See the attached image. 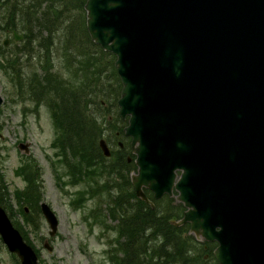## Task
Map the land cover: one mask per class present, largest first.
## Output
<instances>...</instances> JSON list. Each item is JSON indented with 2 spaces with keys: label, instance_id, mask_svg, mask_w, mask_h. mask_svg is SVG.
<instances>
[{
  "label": "water",
  "instance_id": "1",
  "mask_svg": "<svg viewBox=\"0 0 264 264\" xmlns=\"http://www.w3.org/2000/svg\"><path fill=\"white\" fill-rule=\"evenodd\" d=\"M82 8L91 41L114 55L135 194L148 201L142 186L155 198L174 189L185 209L173 223L214 241L217 264H264V0H84ZM97 143L108 156L105 140ZM38 207L52 235L56 215L43 200ZM0 241L19 264H39L1 205Z\"/></svg>",
  "mask_w": 264,
  "mask_h": 264
},
{
  "label": "rangeland",
  "instance_id": "2",
  "mask_svg": "<svg viewBox=\"0 0 264 264\" xmlns=\"http://www.w3.org/2000/svg\"><path fill=\"white\" fill-rule=\"evenodd\" d=\"M52 1L57 2L59 7L64 5L68 10L67 14L74 12L73 0ZM45 4L48 5L49 0H40L38 8L43 9ZM0 9L2 11V5ZM76 12L80 15L79 10ZM82 14L83 10L81 16ZM20 25V22L17 23V26ZM41 26L43 24L39 25ZM35 27L36 25L31 28L30 33H35L37 38L28 41L24 37L20 40L12 39L9 31L0 26V186L7 188L8 200L11 203L9 216L24 232L25 238L34 248L39 264H111V257L121 255L120 251L113 249L116 239H123L125 242L130 232H134V227H139L141 222L138 215L129 210L130 206L136 208L138 205L134 203L135 197L128 191L129 188L127 190L123 185L127 172L134 169L131 161L133 154L128 145L129 138L121 129L126 123V116L120 117L112 97L103 96L100 100L102 109L98 111L93 107L95 113L92 120L85 121L86 127L91 131H85L78 136L92 139L97 147L92 146V152L89 154L87 151V157L83 154L84 161L79 158V149L78 153L70 149L65 150L58 139L57 147L52 146L50 143L56 134L49 108L45 102L38 104L27 95L30 81L28 78L32 75L40 78L47 68L49 76L53 77L49 80L66 77L72 81L80 71L76 69L78 63L72 61L68 53L78 51L83 45L87 47L89 44L84 39H78L79 26H75L73 21L65 28L64 33L59 27L49 32L44 28ZM64 35L71 37L72 41H65ZM5 37L9 40L3 45L1 41ZM42 80L47 82L48 76ZM53 92L52 87L49 93L52 95ZM37 95L39 96L38 93ZM117 114L119 119L115 121ZM114 130L118 131L116 136ZM60 133L59 129L58 137ZM99 136L105 139L111 151L110 155L103 156L101 153L97 144ZM18 141L26 142L29 150L27 154L17 148ZM117 141L124 144L122 148L118 146ZM100 155L104 158H100ZM126 155L130 157L128 162L125 160ZM23 162L29 164L33 174L35 200L45 201L56 215V230L52 235L48 234V225L39 208L37 211H30L31 221H26L20 211V205L16 204L12 195L14 189H20L25 184V181L14 173V169ZM124 190L130 194L127 201L125 198H128V195H123ZM139 211L145 212L143 208ZM128 214L130 218L125 216ZM152 231L153 234L158 232V241L165 235V232L156 229V224L151 225L150 232ZM177 234L187 239V247H202L199 251L202 258L196 257L195 261L190 258L195 263L185 264H213V243L195 239L191 233H184L183 230ZM191 238L195 244H191ZM45 240L50 249L42 245ZM167 245L161 249L162 254L167 255L168 249L172 251L168 243ZM0 264H19L16 256L7 251L1 241Z\"/></svg>",
  "mask_w": 264,
  "mask_h": 264
},
{
  "label": "trees",
  "instance_id": "3",
  "mask_svg": "<svg viewBox=\"0 0 264 264\" xmlns=\"http://www.w3.org/2000/svg\"><path fill=\"white\" fill-rule=\"evenodd\" d=\"M83 1L84 0H73L72 6L74 12L67 14L66 12L68 10L64 5L59 7L58 3L55 1L54 3L52 0H49V4H45L43 9L38 8L40 0H0V5H2V11H0V24L8 26L9 28L14 27L15 30L22 31H16L22 35L21 38L24 37L28 41L34 39L36 34L30 33L34 25H36L35 28L38 29L44 28L46 32L51 31L55 27H59L63 29L64 33L65 28L73 21L75 26H79L78 39L80 41L84 39L88 42L89 45H87V47L83 45L78 51H70V53H68L71 56V60H75L78 63L76 69L78 72L80 71V74L76 76L75 79L73 78L72 81H69L66 77L63 79L58 78L55 81L49 80L53 77L49 76L50 72L47 68L40 78H36L34 75H32L30 79L28 78V80H30L28 83V90L30 93L34 94L33 97L38 99L46 96L45 104L47 108H49L53 125L57 130H61L59 135L60 138L58 137L60 144L65 150L70 149L78 153L79 149L81 151L79 154L81 161H84L83 154L87 157V151L90 154L92 152V146L96 147L92 139L78 138L83 132L91 131L86 127L85 121L93 117L95 113L93 107H96L98 111L102 109L100 100H102L103 96H105V98L112 97V100L114 99L116 103L120 88V82L113 67L114 55L110 51L101 49L97 44L92 42L86 32L83 18L84 10L82 8ZM78 10L80 15L77 12L75 13V11ZM82 10L83 14L81 16ZM19 22L21 25L17 26ZM40 24H43V26L39 27ZM64 40L68 42L72 41L71 37L66 35H64ZM88 47L90 50H86L89 49ZM47 76L48 81L44 83L42 79ZM105 81L107 83L104 84ZM107 85L109 86L108 89L106 88ZM52 87L54 92L51 95L49 92ZM100 96L102 97L100 98ZM118 119L119 116L117 114L115 121H118ZM100 158L104 157L100 155ZM26 164L28 166H26ZM28 168L29 164L23 162L14 169V173L19 175L25 181V184L20 189H14L12 195L16 200V204L20 205V211L25 220L31 221L30 216H28L24 210V206H26L29 211H37L38 205L34 196L35 184L33 174L31 168H29V170ZM80 170L81 169H79V171ZM7 195V188L5 189L0 186V205L9 216L11 213V203ZM134 214L138 215L142 227L135 228L133 226L135 233L130 232L125 242H123V239H116V244L113 249L118 252L120 251L121 255L118 256L116 254L115 258L111 257V264H178L180 261V264H185L189 262L195 263L192 262V260L195 261L196 257L202 258V254L199 253L202 247H187V239L177 234V226L153 220L155 219V215L150 211H139ZM125 216L130 218V214ZM9 218L13 225L19 230L24 240L29 243L25 238L24 232L19 229L17 222L10 216ZM153 224H156V229L160 230V232H165V235L161 236L162 239L160 241H158L157 237L158 232L154 231V234L153 231L150 232L151 225ZM167 243L172 251L168 249L167 255L162 254L161 249L167 247ZM209 243L211 244L213 242ZM191 244H195L193 238H191ZM163 255H165V257ZM211 258L213 264H217L213 256Z\"/></svg>",
  "mask_w": 264,
  "mask_h": 264
},
{
  "label": "flooded vegetation",
  "instance_id": "4",
  "mask_svg": "<svg viewBox=\"0 0 264 264\" xmlns=\"http://www.w3.org/2000/svg\"><path fill=\"white\" fill-rule=\"evenodd\" d=\"M0 26L2 27V28H5V30H9V34H10V36H11V38L12 39H14L13 38V32H16V30H15V28L13 27H8V26H4V25H1L0 24ZM17 33V32H16ZM18 34H20V33H18ZM21 37H22V35L20 34V38H17V39H14V40H20L21 39ZM6 38V40L8 41L9 39L7 38V37H5ZM4 39V38H3ZM2 39V40H3ZM7 41H6V43H7ZM1 43H2V41H1ZM5 43V44H6ZM3 44V43H2ZM5 44H3V45H5ZM27 95L28 96H31L32 97V99L33 100H35L36 101V103H38V104H42L43 102H45L46 103V101H45V99H46V96L44 97V98H42V97H40V98H36V97H33V93H30V92H27ZM44 100V101H43ZM59 104H60V102H59ZM54 126V125H53ZM122 129V128H121ZM54 132H55V134H56V136H55V139L54 140H51V145L52 146H56L57 147V139H58V130H57V128L54 126ZM118 134V131L117 130H114V136H116ZM128 138H129V136H127ZM105 140V139H104ZM128 141H129V139H128ZM58 142L60 143V141H59V139H58ZM105 143H106V141H105ZM98 144V143H97ZM107 144V143H106ZM117 144H118V146L119 147H121L122 148V146L124 145L121 141H117ZM17 145V144H16ZM27 147V146H26ZM18 148V147H17ZM18 149H20V150H23L22 152H24V153H28V149H24V148H18ZM100 149V148H99ZM109 149V148H108ZM25 150V151H24ZM101 151V150H100ZM55 154H57V152H54ZM111 154V151H110V149H109V155ZM104 156V155H103ZM129 159H130V157L128 156V155H126L125 156V160L128 162L129 161ZM30 161H32V160H30ZM131 161H132V163H133V160H132V157H131ZM134 164V163H133ZM26 166H28L27 164H26ZM28 170H29V168H28ZM135 171V166H134V169L133 170H129L128 172H127V174H126V178H125V182H123V185H125V187H127V190H128V188H129V190L128 191H130L131 192V194H133V196L135 197V201H134V203L136 204V205H138L136 208L135 207H132V206H130L129 207V210L131 211V213H136L137 211H139L140 209H144L146 212H153L154 213V218L156 219V220H158V221H160V222H166V223H168V224H171V225H173V226H177V232H179V231H182L183 230V232L184 233H191L190 231H189V223H188V221H185V222H183V223H181V224H178V225H176V224H174L173 222L175 221V220H177L181 215H182V212H183V210L185 209V206L184 205H182V203L180 202V201H178V200H176L175 198H174V195L176 194V191L174 190V189H172L171 190V194H167V193H165V192H163L162 194H160L158 197H153V194H152V191L151 190H149L148 188H146V187H141V190H142V192H143V194L145 195V197L148 199V201H145V200H143V199H141L140 197H138L136 194H135V192H134V189H133V186H132V184H131V181H130V173L131 172H134ZM128 195V198H125V201H127L128 199H130V194H129V192H127V191H123V195ZM39 201L40 200H37V202L36 203H39ZM133 203V204H134ZM141 208H140V207ZM123 207H125V206H123ZM39 208V207H38ZM24 210H25V212L27 213V215L29 216V213H30V211L29 210H27V207H25L24 206ZM29 212V213H28ZM40 212V211H39ZM41 214V213H40ZM126 222V221H125ZM139 223V222H138ZM125 225V224H124ZM139 227H142V224H141V222L139 223ZM140 230V229H139ZM142 231V230H141ZM141 231H139V232H141ZM192 234V233H191ZM192 236L195 238V239H197L193 234H192ZM201 240V239H200ZM203 240V239H202ZM203 241H205V240H203ZM206 242H213L214 243V245H215V242L214 241H206Z\"/></svg>",
  "mask_w": 264,
  "mask_h": 264
}]
</instances>
